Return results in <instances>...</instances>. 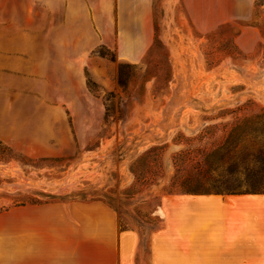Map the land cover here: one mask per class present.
<instances>
[{"label":"rangeland","instance_id":"1","mask_svg":"<svg viewBox=\"0 0 264 264\" xmlns=\"http://www.w3.org/2000/svg\"><path fill=\"white\" fill-rule=\"evenodd\" d=\"M220 4L210 18L203 1L192 2L195 18L213 24L204 31L184 0H152L143 50L119 48L115 19L106 17L98 19L113 22L105 34L110 44L69 48L65 58L54 49L52 87L37 80L38 89L6 97L0 137L12 157L0 159V222L36 215L25 206L100 199L117 211L119 229L140 232L146 251L170 194L180 201L264 200L251 192H167L177 188L173 180L196 171L191 161L178 169V153L201 156L198 150L212 147L237 118L264 107V41L250 49L237 41L245 25L264 32V0L254 1L250 16L217 23ZM136 51L143 52L138 60L130 57Z\"/></svg>","mask_w":264,"mask_h":264},{"label":"crops","instance_id":"2","mask_svg":"<svg viewBox=\"0 0 264 264\" xmlns=\"http://www.w3.org/2000/svg\"><path fill=\"white\" fill-rule=\"evenodd\" d=\"M184 1L196 26L207 31L213 24L195 18L192 2L203 1L210 18L214 2H221L219 23L250 16L255 0ZM151 11L152 0H0V134L6 97L38 89L37 80L45 82V89L52 87L47 73L54 49L56 57L65 58L69 48L110 44L105 34L112 33L113 22L100 25L98 19L106 17L115 19L119 48L128 43L143 50L151 38L150 21L144 24V17L151 18ZM65 33L77 39L70 42ZM248 34L251 42H245ZM260 40L264 32L256 24L245 25L237 36L245 49ZM142 53L130 52V57L138 60ZM78 69L76 64L67 71ZM168 198L162 204V224L148 235L146 251L140 232L119 229L117 211L103 200L25 206L36 215L0 222V264H264V200Z\"/></svg>","mask_w":264,"mask_h":264},{"label":"trees","instance_id":"3","mask_svg":"<svg viewBox=\"0 0 264 264\" xmlns=\"http://www.w3.org/2000/svg\"><path fill=\"white\" fill-rule=\"evenodd\" d=\"M0 147V159L12 157V146L1 137ZM198 152L175 156L178 169L191 161L196 171L173 180L177 188L167 192L264 193V107L237 118L212 147Z\"/></svg>","mask_w":264,"mask_h":264}]
</instances>
